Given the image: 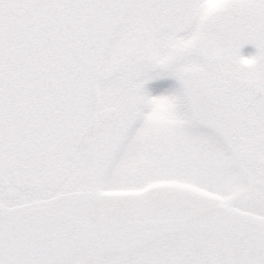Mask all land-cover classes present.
Listing matches in <instances>:
<instances>
[{"label": "snow or ice", "instance_id": "6c2138e0", "mask_svg": "<svg viewBox=\"0 0 264 264\" xmlns=\"http://www.w3.org/2000/svg\"><path fill=\"white\" fill-rule=\"evenodd\" d=\"M0 264H264V0H0Z\"/></svg>", "mask_w": 264, "mask_h": 264}, {"label": "rangeland", "instance_id": "374dc122", "mask_svg": "<svg viewBox=\"0 0 264 264\" xmlns=\"http://www.w3.org/2000/svg\"><path fill=\"white\" fill-rule=\"evenodd\" d=\"M242 51L245 55H247L249 53H253L255 49L252 45H246Z\"/></svg>", "mask_w": 264, "mask_h": 264}]
</instances>
